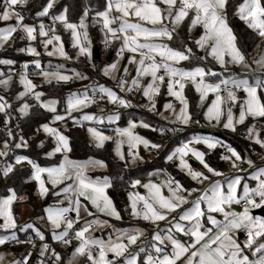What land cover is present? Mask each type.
Returning <instances> with one entry per match:
<instances>
[{
    "label": "snow or ice",
    "instance_id": "6c2138e0",
    "mask_svg": "<svg viewBox=\"0 0 264 264\" xmlns=\"http://www.w3.org/2000/svg\"><path fill=\"white\" fill-rule=\"evenodd\" d=\"M227 3L228 0H104L100 6L102 10L85 6L78 22H72L67 6L56 11L57 0H42L38 10L34 12L39 21L37 24L27 23L23 15L29 0H2L0 22H13L0 27V48L10 46V42L15 43L19 39L28 43L26 47L16 49L18 52L40 57L41 53L37 47L32 46V42L39 38V45L47 56L71 60L72 57L65 51L62 37L58 34V26H62L65 32H70L71 46L76 50V56L86 55L91 62V40L86 21L89 13L93 12L92 23L100 25L105 47L113 41H119L117 56H123L125 51L129 53L127 64L123 67L124 75L115 74L116 62L107 64L101 70L105 77L116 80L120 92L139 91L147 101L143 107L153 112L157 106L156 97L166 85L167 95L179 102L180 109L176 111L172 101H168L163 104L164 111L160 115L169 120V117L164 115V112H168L171 114L169 123L187 127L193 122L192 114L188 110V100L184 95L185 82L190 81L199 93L201 102L209 93L213 95L211 104L203 113L205 120L210 124L214 122L213 126H222L223 129L236 133L237 126L244 125L247 118L251 117L253 121L257 118L264 119V96L260 94L264 92V0H243L234 13L247 29L259 38L258 58H253L251 62L248 54L238 46L237 36L229 26ZM43 18L50 20L51 24L46 25ZM186 20L189 39L204 55L196 57L193 48L187 43L183 44L182 48H176L165 42L174 39L178 27ZM198 26L203 31L193 38L191 33ZM192 59L197 60L195 66H177L182 61ZM209 59L219 65L222 71L217 72L208 67L205 62ZM15 63L13 59H0V65L9 66L7 74L0 72V77H4L0 79V86L5 91L9 90L13 81L12 66ZM29 64L39 70L36 74L47 83L53 80L60 83L68 82L74 77H88L75 70L71 75L60 71L64 68L63 64L56 65L53 70H45L40 59H34L25 62L18 74V83L21 86L15 93L18 106L6 99L5 95H0V113L4 117L6 132V138L0 142V160H3L0 164V177L9 178L17 166L24 170L30 169V175L25 182L34 181L42 199L49 193L47 185L50 184L52 189L60 186L58 191L52 192V195L57 197L56 202L45 207L44 215L38 219L45 220L50 226L53 241L65 246L76 241L72 258L67 264H264V217L250 213L251 208L264 206V166H256L248 155H242L231 144L213 136L193 135L165 156L166 161H178L175 166L191 181L197 184L208 181L202 190L186 188L167 173V178L161 183H155L152 179L147 182H142L141 179L131 181L130 187L133 190L140 188L144 192L129 191L125 211H128L133 219L156 225L150 239L141 240L144 230L140 228L115 229L107 239L94 237L92 232L97 228L113 226L108 220L95 216L88 205H91L96 213L115 220L122 218L106 192V189L112 187L109 177L92 179L85 172L90 165L102 168L107 165L102 160L92 158L83 163L69 160V137L58 127L51 125L64 121L66 117L73 120L74 124H82L83 121L102 124L104 120L116 123L121 118L118 111L106 116L84 113L79 119L72 115L74 111H80L95 103L97 95L117 108H130L133 105L110 87L95 85L89 94L86 86L83 92H70L64 114H58L57 105L60 101L43 98L44 92L37 90L38 85L29 77ZM129 65L135 66V75L131 77L130 82L127 79ZM229 66H243L248 72L243 76H223L224 72H228ZM209 78L215 82H211ZM240 91L244 94L242 99L237 95ZM29 99L33 103H29ZM237 104L239 110L238 114H235L233 107ZM34 107L52 114L51 121L39 124L36 132L42 131L46 137L52 138L54 147L44 155L51 158L61 153L63 159L58 164L43 167L29 155L16 154V150L30 147L29 139L14 132L9 127L10 122L29 117ZM13 111L18 116H13ZM137 125L158 132L161 136L170 131H177L175 128L152 127L143 120L135 119H129L127 127H117L113 151L124 167L143 161L141 146L145 151H158L162 148L161 143L135 133L133 129ZM16 127L19 128V124ZM245 130V139L250 141L249 147L258 145L264 151V131L255 123L246 126ZM87 131L97 148L104 147L106 141L114 139L95 127H89ZM124 145H127L126 151ZM196 145H204L207 152L200 150ZM37 147L43 148L44 141L40 140ZM218 147L224 150L219 154V159L234 170L229 175L213 167L206 159V155ZM190 160L197 161L202 166L201 169L194 168ZM261 160L264 163V157H261ZM243 164H247L248 169H244ZM249 169H253L250 178L255 181V187H250L244 182V177L237 174L248 173ZM159 173L160 170L157 169L155 173L149 172L148 176ZM66 181L69 182L65 183ZM239 187H242V192L238 191ZM164 189H167V194ZM6 191L8 194L0 197V230L5 233L0 235V245L9 242L30 245L20 259H12L9 264H31V249L36 248L35 239L40 242L39 264H49V261L50 264H63L61 254L45 242V234L39 227L33 223L17 224L13 204L17 200H24L25 197L18 196L12 187H7ZM193 192H199L200 195L189 201L188 196ZM241 203V211L233 210L232 205ZM183 205L190 206L183 208ZM178 209L180 211H177ZM82 211L94 218L84 220L81 224ZM70 212L75 215L69 216ZM213 214H219L222 219H217ZM161 221L166 222V228L159 227ZM206 224L211 227H206ZM26 230L34 233V237L29 235L27 240H20L17 231ZM237 231L245 233L246 239L243 242H239L235 237ZM183 237L188 239L184 240ZM4 260L5 255L0 253V264H4Z\"/></svg>",
    "mask_w": 264,
    "mask_h": 264
},
{
    "label": "rangeland",
    "instance_id": "374dc122",
    "mask_svg": "<svg viewBox=\"0 0 264 264\" xmlns=\"http://www.w3.org/2000/svg\"><path fill=\"white\" fill-rule=\"evenodd\" d=\"M235 1V9L236 7L243 2V0H234ZM0 3H2V0H0ZM228 4V3H227ZM82 5L83 7L87 6L86 5V2L85 0H82ZM235 13V10L233 12V14ZM94 13L93 12H90L89 13V17L87 18V25H88V28H87V31H88V36H89V39L91 40V53H92V56H91V62H89L87 56H80V57H77L76 56V50L72 48L71 46V36H70V32H65L62 28V26H58V34L61 35L62 37V40L64 42V45H65V51L69 54V56L72 57L71 60H65L59 56H53V57H49L45 54L44 52V49L43 47H41L39 45V38L37 41H34L32 42V46L34 47H37V50L41 53L40 57H33V56H30L29 54H27L26 52L25 53H21V52H18L16 49L20 48V47H26L27 46V41H21L19 39L16 40L15 43H11L10 42V46H6L5 48H0V59H13L16 61V63L12 66L13 69H14V74H13V81L11 82L10 84V87H9V90L8 91H5L3 89L2 86H0V95H5L6 99H9L15 106H18L16 100H15V93L21 89V86L19 85L18 83V74L19 72L21 71V66L25 63V62H29L31 60H34V59H40L41 61V66L42 68H45V70H53L55 68L56 65H59V64H63L64 65V68L63 69H60V71H63L65 72L66 74L68 75H71L72 74V71L75 70L76 72H79L81 73L82 75H85V76H89L88 74V70H92V71H99L101 74V78L103 80H105L103 77H105L103 74H102V69L107 65V64H111L113 62H116L117 63V71H116V75L119 76V75H122L124 74L123 73V67L125 64H127V62H125V60L127 59L129 53L127 51L124 52L123 56L121 57H118L117 56V52H116V56L115 58L113 59V61L111 62H107V61H102L100 64L98 63H95L94 62V43L92 41V37L89 35V27L90 26H97L98 29H99V43L101 44L102 48L103 46L105 45L104 43H102V40L104 39V34L101 32L100 30V25L99 24H96L94 25L92 23V15ZM44 19V23L46 25H49L51 24V21L48 20L47 18H43ZM227 19H228V16H227ZM79 20V19H78ZM13 21H9V22H0V27H5L7 25V23H12ZM38 20H35L34 23H37L38 24ZM73 22V21H72ZM76 22V21H74ZM78 22V21H77ZM133 22H135V18H133ZM186 25L188 23V21L186 20L184 22ZM230 26V25H229ZM187 27V26H186ZM180 28V26L178 27V29ZM177 29V30H178ZM202 28H200L199 26L196 27L195 29H193L192 33H191V36L193 38L195 37H198L199 34L202 32ZM189 39V37H188ZM191 40V39H189ZM116 41H113L111 42L109 45H113ZM166 43H168L170 46L171 45V41H165ZM191 43H192V46L194 47L195 45L193 44L192 40H191ZM188 46L190 47L189 43H187ZM259 44V38H258V41L257 43L254 45V47L252 48V50L250 51L249 55H248V59L249 61L251 62V60L253 58H258V50H257V45ZM118 47H117V50L120 48V42L118 41ZM173 47V46H172ZM176 48H179V47H176ZM182 48V47H180ZM198 51L201 53V55H204L203 51L199 50ZM7 53V54H5ZM80 62H83V64H85L87 67V70H83V69H80L79 67H77V65H82L80 64ZM85 62V63H84ZM188 62L189 61H182L180 62L179 65H177L178 67H182V68H190L192 66H188ZM49 65H51V67H48ZM93 65H95V68H93ZM134 65H129V75H128V80L130 82L131 80V77L133 75H135V72H134ZM253 67H255V65H253ZM8 68L9 66L7 65H0V72H3L5 74L8 73ZM39 70L35 69L34 65L32 64H29V68H28V73H29V77L38 85V89L39 91H42L41 90V87L44 86L45 84H49L47 82H45L43 80V78L41 76H39L38 74H36ZM248 72V69L244 68L243 66H229V69H228V72H224V73H229V74H233L235 76H243L245 73ZM223 73V76L225 75ZM4 77H0V79H3ZM107 79H109L111 82H114L116 80L114 79H111L109 77H106ZM147 80V78H145V81ZM209 80L211 82H215L214 80H212L211 78H209ZM105 82H107L105 80ZM51 83H55V84H58L55 80H53ZM60 83H63L67 86H69L66 90V98H65V102L63 103L62 107L59 109V104L57 105V111H58V114H64V111H65V107H66V99H67V96L70 92H83L85 90V87L87 86V89H88V92L89 94L92 93V88L93 86L91 85V83L89 82H86L85 79H78V78H73L71 80H69L68 82H60ZM75 83L74 85H69V84H73ZM89 83V84H88ZM108 83V82H107ZM108 85V84H107ZM107 85H104L105 87H108ZM188 85H192L190 81L188 82H185V89ZM194 91H195V88L194 86L192 85ZM185 89H184V95H185ZM195 94H197L198 98H199V93H197L196 91L194 92ZM262 96H264V92L260 93ZM165 95L167 97H169L166 101H164L160 107V113L163 112V104L165 102H168V101H172L173 103V106L174 108L176 109V111H179L180 109V104L178 101H176L173 97H170L167 95V89H166V85H165ZM186 96V95H185ZM244 94L242 96H238L240 97L241 99L243 98ZM159 96L156 97V100L158 99ZM44 99H50L48 97H43ZM187 98V96H186ZM213 99V95L211 93H209L208 97L205 98V100L203 102L200 101V98L198 100V103H197V110L200 111V116L198 118L197 121H199V123H197L196 125L194 123H196V120H193L192 119V123L190 125L187 126V128L191 129V130H194L195 133H192L190 135L193 136V135H201V136H213L215 138H218L216 137L215 134H212L214 130H217V129H221L223 130L222 126H213L214 122L212 124H210L207 120H205L204 118V111L207 109L208 105L211 104V101ZM157 102V101H156ZM29 103H33V101L31 99H29ZM145 103H147V101H145ZM238 104H239V101H238ZM238 104L237 106L233 107V112L235 114H238ZM189 106V104H188ZM157 108V106H156ZM101 109L103 110V112H101ZM121 109H125V108H121ZM188 110H189V107H188ZM32 111V110H31ZM120 112V108H117L116 106H114L113 104H109L107 102L106 99H103L100 103L98 102H95L91 105H89L88 107L86 108H83L82 110L80 111H74L72 113V115L74 117H76L77 119H79V117L81 115H83L84 113H91V114H95L97 116H100V115H110L112 114L113 112ZM190 112V110H189ZM159 113V117L161 120L165 121L166 123H169V120L171 119V114L168 113V112H164V115L168 116L169 117V120H165L161 117ZM1 116H3L2 113H0ZM13 116H18L17 113H15L13 111L12 113ZM4 118V117H3ZM51 118H52V115L50 117V120L48 122L51 121ZM132 119V118H131ZM17 119H14V121H16ZM140 120H143L145 121L144 119H140ZM119 121L120 119L116 122V123H109L107 120H104V122L102 124L100 123H94V122H89V121H83L82 124H74L73 123V120L69 119V118H65L64 121H60V122H55L54 124H52L51 126L53 127H58L62 132L63 134L67 135L66 134V131L70 128V127H74V125H82L84 126V129L86 130V133H87V137H88V142L89 144H92L95 146L94 142H93V139L92 137L90 136V134L88 133L87 129L89 127H95L97 128V130L103 132L105 135H108V136H112L114 139L113 140H110V141H106L105 144H104V147H106V145L108 144H111L112 146V156L114 159L120 161L116 156H115V153L113 151L114 147H115V143H114V140H115V129L117 127H127V123L126 124H122L121 126L119 125ZM139 121V120H137ZM146 122V121H145ZM248 122V123H247ZM13 123V120L10 122V125L9 127H13L11 124ZM43 123H46V122H43ZM245 123H247L248 125H252L253 123L256 124L257 127H259L262 131H264V119H261V118H257L255 121H253V119L251 117L247 118ZM17 124V123H16ZM179 125V124H178ZM245 125V124H244ZM244 125H238L237 127H240V126H244ZM247 125V126H248ZM181 127H183L182 125H179ZM141 127L139 125H137V127L135 129H133V131L137 134H139L137 132L138 128ZM185 127V126H184ZM205 127V129H207L206 131L204 130H201ZM42 135H45L42 131L40 132ZM189 137V138H190ZM5 138H6V132H5ZM3 138V139H5ZM48 139H50V142L52 143V145H54V142L52 140L51 137H47ZM3 139H0V142L3 141ZM188 139V138H187ZM219 139V138H218ZM176 147V146H175ZM173 147V148H175ZM196 147H198L200 150L202 151H206L207 152V149L205 148L204 145H196ZM103 148V147H102ZM172 148V149H173ZM127 149V145H124V150L126 151ZM220 149L223 150L222 148H217L215 150H213L211 153H209L208 155H213L215 156V159L213 163H211L209 161V156L206 155V159L208 160V162L215 168H217L218 170L224 172L226 175H229L231 174L232 169L229 168V166L227 165V163L221 161L219 159V154L221 153L220 152ZM24 149H18L16 150V154H21L20 151H22ZM156 151V150H153V151H145L143 149V147L141 146L140 148V152H141V155L143 156V158H147L149 159L151 156H152V153ZM70 152V151H69ZM69 152L67 153V156H68V159L71 160V161H76V162H86L88 161L89 159H86V160H72L70 159L69 157ZM216 152V153H215ZM217 152H220L218 153L217 155ZM215 154V155H214ZM243 155H248L254 162L255 160L253 159V157L249 154L248 151H245ZM58 156V161H60L61 159H63V155L61 153H57L55 156L51 157V158H54ZM145 158L143 159V161L145 160ZM92 160H99V159H95V158H92ZM142 161V162H143ZM122 162V161H120ZM142 162H137L135 164H129L128 166L130 168H135L137 167L140 163ZM175 163V165L178 163V161H172ZM192 166L194 168H197V169H201L202 166L199 165V163L195 160H190L189 161ZM3 163V160H0V164ZM59 162L57 163H53V164H58ZM53 164H49V165H45L43 167H47V166H52ZM20 166H17V168H19ZM242 167L244 169H248V165L247 164H243ZM106 169V167H98V166H88L86 169H85V172H86V175L89 176L90 178L92 179H96L97 177H100L101 179L103 177H105V175H99V174H95V172H98V171H104ZM157 169H153V171H150V172H153L155 173ZM160 170V169H159ZM178 170L180 171V169L178 168ZM253 171V169H249L248 170V173H244L242 172V175L244 177V182H247L249 184L250 187H255V181L251 180L250 178V174L251 172ZM181 172V171H180ZM183 173V172H182ZM238 174V173H237ZM11 175V174H10ZM107 177H109L107 175ZM0 178H3V177H0ZM167 177L165 175V172L163 170H160V173L159 175H153L152 177H149L148 175H146L145 177L143 178H140L142 180V182H147V180L149 179H152L153 182L155 183H161L163 180H165ZM4 180L8 179V178H3ZM110 179V177H109ZM190 179V178H189ZM213 179H221V178H217V177H213ZM111 181V179H110ZM69 181H66L65 183H68ZM208 184V181H205L204 182V185ZM47 187L49 188V193L42 199L40 198V196L38 195V192H37V189H36V184L35 182L33 181L32 184H30V186H28L23 192L22 194H17L18 196H24L25 199L24 200H17L16 202H14L13 204V211H14V215L16 217V220H17V224L18 225H23L25 223H33L34 225H36L37 227H39V224L42 225L43 227L45 226L46 229L49 230V235L51 237L52 235V232H51V228L50 226L46 223L45 220H40L38 219V217L44 215V214H41L40 216H36V213H35V208H37L38 210L40 209V207L42 208H45L49 205H53L56 200H57V197L53 196L52 195V192L53 191H58L59 190V187L60 186H57L56 189H52L51 185H47ZM140 191V192H144L143 189H135L133 190L131 187L127 188V191H126V194H125V201L123 203L124 205V208H126L127 204H128V197H127V193L129 191ZM165 194H167V189H164L163 190ZM238 191L239 192H242L243 189L242 187H239L238 188ZM106 192H107V195L110 197L109 193H108V190L106 189ZM8 194V193H7ZM5 194V195H7ZM5 195H2L0 197H3ZM187 195V194H186ZM194 197L193 193H191L190 196H188V199L189 201H191V199ZM111 198V197H110ZM114 204V203H113ZM65 206H67V202H65ZM115 206V205H114ZM184 208L187 206L189 207L190 205H183ZM35 207V208H34ZM89 209L91 211H93V213L95 214V216H98L100 219L102 220H108L109 221V224L112 225L113 227L109 228V227H103V228H97L94 232H92V235L94 237H98V238H101V239H107L109 234H111L115 229H131V228H140V229H143L144 230V235L141 237V240H148L150 239V236H151V232L149 234V232L147 233V228L148 225H150L151 223L150 222H146V221H143L141 219H133L129 212L127 211V216H126V220H123V217H122V214H121V219L120 220H115L114 218H111V217H108V216H105L104 214H101V213H96L95 212V209H92L91 208V205H88ZM116 207V206H115ZM263 207V206H261ZM260 207V208H261ZM117 208V207H116ZM232 208H233V205H232ZM259 208H251L250 209V213L252 214V211L254 210H257ZM118 210V208H117ZM234 210V209H233ZM119 211V210H118ZM179 211V209L177 210ZM236 211V210H235ZM120 212V211H119ZM121 213V212H120ZM70 214L72 216H74L75 214L74 213H71ZM216 216L217 219H220L217 217L216 214H213ZM253 215V214H252ZM254 216V215H253ZM81 224L83 223L84 220H91L93 219L94 217H89L86 215V213H84L83 211L81 212ZM264 217V216H263ZM205 222H206V217L204 218ZM128 222V225H124V227H120V226H117L115 225L116 223H120V222ZM139 221L141 223H143L144 225L142 226V224H139V225H133V224H137L139 223ZM132 223V225H131ZM148 224V225H145ZM160 223V222H159ZM156 226V225H154ZM40 228V227H39ZM41 231H43L41 228H40ZM30 232V230H26L25 232H19L17 231V236L19 234H25V233H28ZM5 233L3 232V230H0V235H4ZM46 237V235H45ZM235 237L237 238V240L239 242H243L245 239H246V236H245V233L243 231H239ZM47 238V237H46ZM139 243V241H138ZM2 246L4 245H0V253H3L5 255V260H4V264H9V262L12 260V259H20L22 257L23 254H25V247L23 245H17L15 247V249H12L11 247H9L7 244H6V247L2 248ZM70 248H73V246H65L63 245L61 247V251H57L61 254L62 256V260H63V264H67V262L69 261L70 258H72V251L73 249L70 251ZM68 252H67V251ZM62 252H66V253H62ZM143 254H141V258H142ZM109 258H111V254H109ZM31 259V264H39V260H40V257L38 255L37 258H34V256L32 255V257L30 258ZM49 264H50V261H49Z\"/></svg>",
    "mask_w": 264,
    "mask_h": 264
},
{
    "label": "trees",
    "instance_id": "16d2710c",
    "mask_svg": "<svg viewBox=\"0 0 264 264\" xmlns=\"http://www.w3.org/2000/svg\"><path fill=\"white\" fill-rule=\"evenodd\" d=\"M42 0H29V4L27 8L23 11V15L26 17L27 23H34L35 18L34 12L38 10L39 4ZM87 7L90 9H101V5L104 3V0H85ZM64 6H67L69 9L68 16L70 21H78L79 16L83 12V5L82 0H57V7L56 11L62 10ZM235 1L228 0L227 4V16L228 22L230 27L233 29L235 35L237 36L238 46L242 48L248 55L254 45L258 41V37L255 36L254 33L250 29L243 24L242 21L238 19L237 16L233 14L235 10ZM187 25L183 23L180 29L177 30V34L175 35L174 39L171 41V45L173 47H182L183 44L189 43L190 47L193 48V52L195 53L196 57H199V51L194 46H192L191 40L188 39L187 33ZM89 35L92 37V41L94 43V49L97 48L100 54V59H96V53H94V62L100 64L103 60L107 62L113 61L116 56L118 41H116L113 45H109V49L105 50L104 46L102 48L101 44L99 43V29L97 26L89 27ZM7 54V53H5ZM112 56L111 60L108 61V57ZM85 63V62H84ZM208 67H212L215 71L220 72V68L214 61L210 59L205 62ZM82 65H77L80 69L87 70L86 65L83 62H80ZM197 64L196 59L189 60L188 66H195ZM88 79H85L86 82L91 83L92 86L95 85H107V82L101 78V73L97 71L88 70ZM226 74V73H225ZM104 78V77H103ZM88 83V84H89ZM69 84V85H74ZM69 86L63 83H49L45 84L41 87L42 92H44V97L54 98L60 101L59 109L62 107L63 103L65 102L66 98V90L69 89ZM185 95L187 96L189 110L192 114L193 120H198L200 116V111L197 110V103L198 98L196 94L191 89V85H188L185 89ZM242 96V95H241ZM169 97L165 95V92H161L157 101V110L160 112V107L164 101H166ZM103 99L98 100L96 102L100 103ZM142 102L146 100L142 97ZM120 121L119 125L126 124L129 119L140 120L144 119L147 123H149L152 127H165V128H173L171 125L166 123L165 121L161 120L158 116H154L148 112H144L141 109H134V108H120ZM51 113L45 112L38 107H34L31 111L29 117L24 119H17L16 121L13 120L11 124L13 127L14 132H18L21 135H24L26 139H29L30 147L28 149H24L20 151L21 154L29 155L31 158L36 160L41 166L57 163L58 156L54 158H47L45 157L44 153L50 151L54 145L50 142L45 135H42L40 132H36V128L39 124L43 122H48L51 117ZM19 124V128L16 127ZM248 123V122H247ZM245 123L244 126H240L237 128L236 133H232L230 131L217 129L212 134L218 136L220 140L225 141V143L231 144L233 147L237 149V151L241 152L243 155L245 151H248L249 154L255 159L250 149L249 144L247 141L242 139V136L245 133L246 126L248 125ZM197 124V123H196ZM201 130L206 131L205 127ZM137 132L139 135H142L154 142H159L162 144V148L160 150H156L152 153V156L140 163L135 168L124 167L123 162H120L113 158L112 156V146L111 144L106 145L103 148H97L96 146L89 144L88 137L84 126L82 125H74V127H70L66 134L69 137V145H70V152L69 157L72 160H86L89 158H95L104 161L107 165L104 171L95 172V174L109 176L111 179L112 187L108 188V193L114 203V205L118 208L121 212L123 220H126L127 211L124 208V201H125V194L127 188L130 187V183L134 179H140L148 175L150 171L153 169H160L163 170L168 175H171L175 179L179 180L186 188H193L195 186V182L191 181L184 173L180 172L178 168L175 166V163L172 161H166L165 156L171 149L177 145H179L182 141L186 140L190 137L192 133H195L194 130L186 128L183 132L179 131H170L167 132L165 135L161 136L158 132H153L151 129H145L143 127H139ZM5 138V131L3 125V116L0 115V139ZM40 140L44 141V147L40 148L37 147ZM222 151V150H221ZM216 153V152H215ZM219 152H217L218 155ZM215 155V154H214ZM209 161L211 163L214 162L215 156L208 155ZM242 174V173H241ZM30 175V169L24 170L20 167L17 168L14 174H11L10 177L6 180L0 178V196L7 194V187H12L16 190L17 194H22V192L33 183V181L25 182L27 176ZM35 208V207H34ZM42 207L38 210L35 208L36 216H40L43 213ZM128 222H120L116 223L117 226H124ZM39 227L43 230L44 234L46 235V241H53L49 235V230L39 224ZM34 236V233L28 232L25 234H19L18 237L21 238H28V236ZM8 245V244H7ZM9 246V245H8ZM6 247V245L2 246V248ZM11 247V246H9ZM15 249V247H11ZM74 248V247H73ZM72 248V249H73ZM56 251H61V247L57 246ZM67 251V250H66ZM68 252V251H67ZM66 253V252H62ZM34 258L38 257V254L33 253Z\"/></svg>",
    "mask_w": 264,
    "mask_h": 264
},
{
    "label": "built area",
    "instance_id": "2783aa9c",
    "mask_svg": "<svg viewBox=\"0 0 264 264\" xmlns=\"http://www.w3.org/2000/svg\"><path fill=\"white\" fill-rule=\"evenodd\" d=\"M109 47H110L109 45H108L107 47L104 46V49H105V50H108ZM122 75H124V74H122ZM128 75H129V74H127V79H128ZM129 77H130V75H129ZM104 79L108 82V83H107V84H108V85H107L108 87H110V88H112L113 90H115L120 96H122V97L126 98L127 100L131 101V104H132L133 106L130 107V108H134V109L138 108V109H141V110L144 111V112H148V113H150V114H152V115H154V116H158L159 111L157 110V108H156L155 111H153V112H149L145 107H143V105L146 104V103H145V102H142V100H141V99H142V96L140 95L139 91L134 90V91H132V92H130V93L127 92V91H125V92H120L119 88L116 86V85H117V82H116V81L111 82V81H110L109 79H107L106 77H104ZM237 95H238V96H241V95H243V92L240 91V92L237 93ZM98 100H101V99L99 98V95H97V100H96V101H98ZM114 106H115V105H114ZM125 109H126V108H125ZM168 124L171 125L173 128L177 129V131H179V132H183V131L187 128V127H184V126L181 127V126H179L178 124H171V123H168ZM194 124L196 125V123H194ZM257 126H258V125H257ZM245 136H246V131H245L244 135L242 136V139H243L244 141H247L248 144H250V141H248L247 139H245ZM249 149H250L251 153H252L254 156H256L255 159H254V160H255V164H256V166H264V163H262V160H261V157H264V151H262V150L259 148L258 145H254V146H252L251 148L249 147ZM241 173H242V172H240V173H238V174H241ZM205 186H206V184H205V185H204V184H197V183L195 182V186H194L193 188H198V189H201V190H202ZM193 194H194L193 200L196 199V197H197L198 195H200L199 192H193ZM240 207L243 208V204H242V203H241ZM68 215H69V216H72L70 213H69ZM79 226H80V225H74V227H79ZM33 237H34V236H33ZM19 239H20V240H27L28 238H21V237H19ZM34 242L36 243V248L31 249V251H32V255H33V253H34V254H38V252H39V246H40V242H39L38 239H35ZM45 242L49 243V245H50L51 247L55 248V249H56L57 246H59V247H62V246H63V244L60 243V242H58V241H49V240H47V241H45ZM75 244H76V241H73V243H72L70 246H73V247H74ZM8 245L11 246V247H16L17 245H23V246L25 247V250L30 248V245L27 244V243L17 244V243H15V242H9ZM38 255H39V254H38ZM45 259L47 260V257H45Z\"/></svg>",
    "mask_w": 264,
    "mask_h": 264
},
{
    "label": "crops",
    "instance_id": "0c3cea01",
    "mask_svg": "<svg viewBox=\"0 0 264 264\" xmlns=\"http://www.w3.org/2000/svg\"><path fill=\"white\" fill-rule=\"evenodd\" d=\"M181 27V26H180ZM180 29V28H179ZM199 56H201V53L199 52ZM125 62H127V59L125 60ZM219 66V65H218ZM222 70L220 69V72H221ZM225 74V73H224ZM234 74V73H233ZM233 74H229V73H226L224 76H229V75H233ZM191 89L193 90V92H195L194 91V89H193V87H192V85H191ZM161 92H165V86H163L162 88H161ZM196 96H197V94H196ZM197 98H198V96H197ZM198 100H199V98H198ZM160 113V112H159ZM159 113H158V115H159ZM159 117V116H158ZM160 118V117H159ZM237 128H239V127H237ZM223 130H225V129H223ZM215 131V130H214ZM214 131H212V132H214ZM226 131H229V130H226ZM216 137H218L217 135H216ZM223 141V140H222ZM225 142V141H224ZM224 150H222L221 151V149H220V152H223ZM219 152V153H220ZM204 184V183H203ZM194 195V194H193ZM191 200H193V198L191 199ZM241 205V204H240ZM240 205H233V209L234 210H236V211H241L242 210V208L240 207ZM183 208H184V206H182ZM187 207V206H186ZM185 207V208H186ZM180 211V210H179ZM217 215V217L218 218H220V219H222V216H220L219 214H216ZM170 218V217H169ZM139 224H142V226L144 225L143 223H141L140 221H139V223H137V224H133V225H139ZM125 225H128V223L127 224H125ZM131 225H132V223H131ZM145 225H148V224H146L145 223ZM121 227H124V226H121ZM156 226H154L153 224H150V225H148V227H146L147 228V233L149 232V230H150V232H151V234H152V231H153V229L155 228ZM159 227L160 228H166L167 227V224H166V222H164V221H161L160 223H159ZM206 227H211V225H208V224H206ZM150 232H149V234H150ZM239 231H237L236 233H235V235L238 233ZM183 239L184 240H187L188 238L187 237H183ZM72 250V248H70V251Z\"/></svg>",
    "mask_w": 264,
    "mask_h": 264
},
{
    "label": "water",
    "instance_id": "95a60500",
    "mask_svg": "<svg viewBox=\"0 0 264 264\" xmlns=\"http://www.w3.org/2000/svg\"><path fill=\"white\" fill-rule=\"evenodd\" d=\"M94 51H95V53H96V59H100V54H99V51L97 50V48H95ZM111 58H112V56L110 55V56L108 57V61H110ZM252 214H253L254 216L263 217V216H264V206L261 207V208H259V209H257V210L252 211Z\"/></svg>",
    "mask_w": 264,
    "mask_h": 264
}]
</instances>
